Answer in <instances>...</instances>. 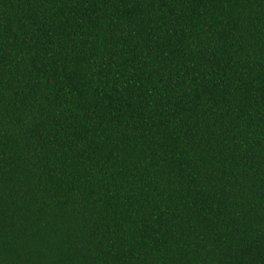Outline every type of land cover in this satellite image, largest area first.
<instances>
[{
  "label": "trees",
  "instance_id": "trees-1",
  "mask_svg": "<svg viewBox=\"0 0 264 264\" xmlns=\"http://www.w3.org/2000/svg\"><path fill=\"white\" fill-rule=\"evenodd\" d=\"M0 264H264V0H0Z\"/></svg>",
  "mask_w": 264,
  "mask_h": 264
}]
</instances>
